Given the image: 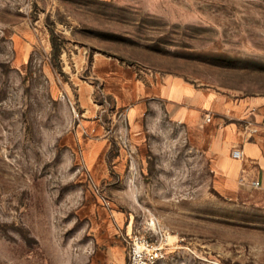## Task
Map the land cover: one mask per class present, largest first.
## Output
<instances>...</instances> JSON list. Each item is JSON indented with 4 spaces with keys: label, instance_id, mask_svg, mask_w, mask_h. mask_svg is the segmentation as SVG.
<instances>
[{
    "label": "rangeland",
    "instance_id": "obj_1",
    "mask_svg": "<svg viewBox=\"0 0 264 264\" xmlns=\"http://www.w3.org/2000/svg\"><path fill=\"white\" fill-rule=\"evenodd\" d=\"M176 79L264 100V0H0V264H128L136 237L147 264H264V191L206 153L229 117L177 119Z\"/></svg>",
    "mask_w": 264,
    "mask_h": 264
},
{
    "label": "crops",
    "instance_id": "obj_2",
    "mask_svg": "<svg viewBox=\"0 0 264 264\" xmlns=\"http://www.w3.org/2000/svg\"><path fill=\"white\" fill-rule=\"evenodd\" d=\"M177 90L174 94L173 91ZM166 111H174L175 116L184 123L204 127L208 125L202 115L218 111L221 117H229L230 123L218 119L223 124L210 135L206 153L218 178H222L225 186L231 190L246 189L241 179L246 182L259 180L264 185V100L241 102L225 112L220 108L218 100L207 98L194 91L181 80H167L159 89L158 98ZM139 106L128 111L129 120L136 130L134 141L144 143L142 125L137 119ZM173 109V110H172ZM131 115V116H130ZM131 117V118H130ZM204 117V118H205ZM203 123V124H202ZM187 125V124H186ZM233 149L242 152L241 159L231 156Z\"/></svg>",
    "mask_w": 264,
    "mask_h": 264
},
{
    "label": "built area",
    "instance_id": "obj_3",
    "mask_svg": "<svg viewBox=\"0 0 264 264\" xmlns=\"http://www.w3.org/2000/svg\"><path fill=\"white\" fill-rule=\"evenodd\" d=\"M205 123L210 122V117H205ZM231 156L234 159H241L242 152L239 149H233L231 152ZM241 185L247 186L252 190H263L264 185L259 180H254L251 182H246L245 180L241 179ZM145 251L148 252L149 258H145L146 254ZM159 249L155 248L151 243V238L146 237H136L132 243L131 252H130V260L128 264H147V261L155 263L159 260L160 252Z\"/></svg>",
    "mask_w": 264,
    "mask_h": 264
},
{
    "label": "trees",
    "instance_id": "obj_4",
    "mask_svg": "<svg viewBox=\"0 0 264 264\" xmlns=\"http://www.w3.org/2000/svg\"><path fill=\"white\" fill-rule=\"evenodd\" d=\"M52 45H53V49H54V50H57L56 45H55V43H54L53 40H52Z\"/></svg>",
    "mask_w": 264,
    "mask_h": 264
}]
</instances>
